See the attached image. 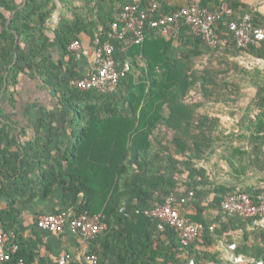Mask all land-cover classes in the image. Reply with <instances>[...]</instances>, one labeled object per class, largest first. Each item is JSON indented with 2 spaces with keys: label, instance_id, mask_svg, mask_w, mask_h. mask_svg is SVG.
<instances>
[{
  "label": "trees",
  "instance_id": "trees-1",
  "mask_svg": "<svg viewBox=\"0 0 264 264\" xmlns=\"http://www.w3.org/2000/svg\"><path fill=\"white\" fill-rule=\"evenodd\" d=\"M18 1L0 0V103H13L8 85H15L19 74L32 68L36 75L52 81L58 107L44 113L42 129L37 128V136L23 144L13 135L12 126L0 119V225L12 233L11 240L18 245L4 264H16L19 258L26 264H45L42 258L36 259L37 253L23 240L18 227L22 214L18 205H29L38 198L59 195L60 206L50 213L102 212L109 228L101 235L104 242L117 226L123 233L133 222L152 228L156 246L151 248L153 238L146 231V245L138 247L139 264H180L178 249L186 252V264L192 257L187 253L192 244L183 248L174 229L165 225L160 230L157 220L143 214L172 193L186 197L177 207L180 214L201 223L203 229L206 226L195 213L205 209L203 201L209 196L207 207L219 209L226 217L239 222L261 217L221 210L226 195L245 192L255 197L264 193V186L218 183L207 161L211 158L212 162L214 155L223 158L235 170L236 180L248 176L250 168L264 172V80L257 83L236 129L223 127L218 115L203 109L213 97L226 107L238 101L241 87L226 76L231 65L240 67L233 58L239 62L240 58L264 60V40L240 47L229 28L233 20L249 14L253 26L264 30L263 13L243 0H198L210 10L222 3L234 10L221 18L215 47L206 45L186 23L181 24L177 38L165 37L159 28H147L141 44L126 52L116 50V60H129L131 69L115 91L102 92L71 84L84 74L77 70L75 56L68 50L70 43L75 39L82 42L81 36L86 35L92 47L96 41H111L118 47L111 29L118 5H144L149 0ZM158 1L162 12L184 6ZM57 3L61 13L56 27L51 28L48 22ZM53 42L60 49L58 58L51 54ZM200 58L208 63L200 65ZM199 91L203 99L194 97ZM189 204L191 215L184 212ZM257 232L253 231L257 234L253 246L240 251L264 263V231ZM163 235L167 246L161 244ZM133 239L128 237L124 253L116 246L99 249L111 248L113 264L121 260L125 264L126 253L137 256L128 247H133ZM99 249L89 247L97 253ZM148 252L153 253L146 257ZM98 255L100 264H108L104 253Z\"/></svg>",
  "mask_w": 264,
  "mask_h": 264
},
{
  "label": "crops",
  "instance_id": "crops-1",
  "mask_svg": "<svg viewBox=\"0 0 264 264\" xmlns=\"http://www.w3.org/2000/svg\"><path fill=\"white\" fill-rule=\"evenodd\" d=\"M21 7L22 4H19V8ZM58 7H61L60 3H57ZM58 19L55 23L50 19L48 26L51 28L56 27ZM81 38L85 47H92L89 45L90 38L88 36L82 35ZM50 48L53 57L58 58L60 49L57 44L51 43ZM74 61L78 72L87 74L93 63V54L83 56L78 60L74 59ZM64 62L68 65L67 61ZM52 84V81L45 78V76L36 75L35 70L28 68L27 73L19 74L15 85H8V91L13 93L14 101L13 103L8 101L0 103V112L2 113L0 119L12 126V129H14L13 135L21 144L27 143L37 136L36 129H42L40 123L44 113H51L57 110V100ZM41 135L45 134L41 133ZM212 159L210 169L213 174L217 175L216 182L226 185L236 184L238 187L243 186V188L245 186H252V188L264 186V172L250 168L249 172L251 173L247 174L248 176L241 175V179L236 180L235 170L223 158L214 155ZM210 198L211 196H209L208 200L203 201L205 209L200 211V213H195L200 221L205 224L206 228L201 231L200 236L192 243L187 253L192 255L196 264H253V262L255 264H264L262 260L254 261L251 256L245 255L240 251L243 247H252L256 242L257 234H254L253 231L256 233H258L257 231H264V216L258 217L254 221L250 219L239 222L232 217H226L217 208L207 207V202ZM59 200L58 195L47 199H35L26 206L18 205L22 213L18 227L23 240L31 244V247L37 253L36 259L42 258L45 264H52L64 253L70 255L73 262L84 264L83 256L91 246L98 247V249L105 247V245L111 248L116 246L118 249L122 248L121 251L124 253L123 247L127 246L129 236L134 239L130 242L133 247H128H131L137 256H129V253H126L125 264H139L142 261L138 253V247H142L141 244L145 247L147 242L144 237L146 231L153 238L151 248L154 249L156 246V242H154V238L156 239L155 231L148 226L145 227L141 222L131 223L125 233L121 232V228L117 226L113 230L115 233L112 232L106 242H104L103 236L101 237L104 232L99 235L100 237L98 236L92 241H83L68 229L56 234L40 228L37 225L38 216L58 209L60 206ZM184 210L188 215L193 214V208L190 204ZM209 225L213 229L208 228ZM7 233L11 240L12 233ZM161 240L164 241L161 244L167 246L168 239L164 235L160 237ZM147 247H150V242L147 243ZM111 248L106 249L105 252H102L103 249L98 250V253L101 252L106 255L105 261L108 264L114 263ZM151 253L153 252H148L146 257ZM186 256V252L178 249L176 260L178 259L180 264H186ZM166 259V261L171 259L168 258V254ZM116 262L124 264L122 260Z\"/></svg>",
  "mask_w": 264,
  "mask_h": 264
},
{
  "label": "built area",
  "instance_id": "built-area-1",
  "mask_svg": "<svg viewBox=\"0 0 264 264\" xmlns=\"http://www.w3.org/2000/svg\"><path fill=\"white\" fill-rule=\"evenodd\" d=\"M160 8L161 4L158 0H149L144 5L139 3L118 5L111 25L118 47H115L111 41H106L103 44L96 41V45L89 48L85 47L80 40H73L68 50L74 54L75 59L78 60L92 53L93 63L87 74L72 80L71 84L81 90L97 89L102 92H113L116 90L119 80L131 69L129 60H116V50L126 52L134 44H141L147 28H159L165 37L177 38L181 24L186 23L190 25L193 32L201 36L206 45L215 47L219 43L218 25L221 18L234 13V10L226 3L210 10L202 7L198 0H190L186 5L170 12H162ZM229 28L240 47L264 40V30L253 26L249 14L233 20ZM185 201L186 197H178L172 193L163 203H155L152 207L143 210L145 216L158 221V229H163L165 225L174 229L183 248L191 245L203 229L201 223L192 222L180 214L177 207ZM220 208L230 215L264 216V193L255 197L245 192L226 195L220 203ZM37 225L56 234L68 229L83 241L94 240L108 227L102 212L90 214L86 210L74 215L67 213L40 214ZM209 228L213 229L212 226ZM17 248L18 245L10 240L8 233L0 225V264L10 260ZM83 261L84 264H100L96 251L88 250L83 256ZM72 262V257L64 253L57 258L56 264H72ZM16 264L26 263L22 258H19ZM187 264H196V262L194 258L189 257Z\"/></svg>",
  "mask_w": 264,
  "mask_h": 264
},
{
  "label": "rangeland",
  "instance_id": "rangeland-1",
  "mask_svg": "<svg viewBox=\"0 0 264 264\" xmlns=\"http://www.w3.org/2000/svg\"><path fill=\"white\" fill-rule=\"evenodd\" d=\"M170 4H176V5H185L188 3V0H166ZM253 6H255L261 13L264 14V0H243ZM61 13V7H58L56 11L54 12L53 16L51 17L52 22L55 23L60 16ZM233 62L238 64L240 67L235 69L231 65V70L226 76L229 78H232L234 81L238 82L241 90L238 97V101L235 103H232L230 106H224L222 102H215L213 100L215 97L207 101V103L204 104L205 111L213 114L218 115L221 119V125L227 129L233 130L236 129V122L241 116V114L244 112L246 105L251 100V98L254 96L256 91L257 83L264 80V60H253L252 58H233ZM208 63V59H202L200 58L198 60V63L200 65H205ZM205 63V64H203ZM195 98L197 99H203L201 91L196 92L193 94ZM200 97V98H199ZM227 141L228 140H224ZM235 142V141H233ZM213 158V156H212ZM213 161V159H212ZM206 165L211 167V158L207 161Z\"/></svg>",
  "mask_w": 264,
  "mask_h": 264
}]
</instances>
